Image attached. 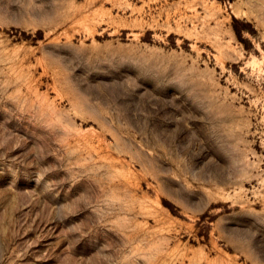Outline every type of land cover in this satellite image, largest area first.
I'll return each mask as SVG.
<instances>
[{"label": "rangeland", "instance_id": "rangeland-1", "mask_svg": "<svg viewBox=\"0 0 264 264\" xmlns=\"http://www.w3.org/2000/svg\"><path fill=\"white\" fill-rule=\"evenodd\" d=\"M0 264H264V0H0Z\"/></svg>", "mask_w": 264, "mask_h": 264}]
</instances>
